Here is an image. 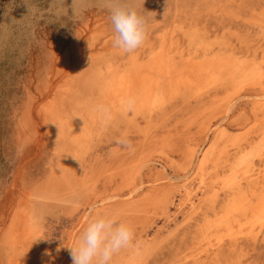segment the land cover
I'll list each match as a JSON object with an SVG mask.
<instances>
[{"label":"rangeland","instance_id":"374dc122","mask_svg":"<svg viewBox=\"0 0 264 264\" xmlns=\"http://www.w3.org/2000/svg\"><path fill=\"white\" fill-rule=\"evenodd\" d=\"M90 213L111 264H264V0H0V264H72Z\"/></svg>","mask_w":264,"mask_h":264},{"label":"clouds","instance_id":"9594fccd","mask_svg":"<svg viewBox=\"0 0 264 264\" xmlns=\"http://www.w3.org/2000/svg\"><path fill=\"white\" fill-rule=\"evenodd\" d=\"M109 21L112 28V47L128 54L138 49L145 41L147 29L144 17L134 9L120 4L110 8ZM131 107L132 102H127ZM117 143L129 146L126 139ZM132 228L114 217L89 214L78 231L70 249L72 264H111L112 257L121 249L132 246ZM47 254V253H46Z\"/></svg>","mask_w":264,"mask_h":264}]
</instances>
